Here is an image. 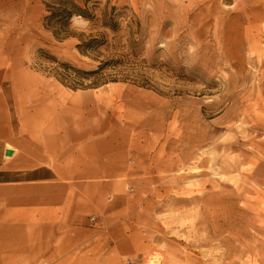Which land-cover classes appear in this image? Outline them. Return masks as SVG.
Instances as JSON below:
<instances>
[{
    "label": "rangeland",
    "instance_id": "374dc122",
    "mask_svg": "<svg viewBox=\"0 0 264 264\" xmlns=\"http://www.w3.org/2000/svg\"><path fill=\"white\" fill-rule=\"evenodd\" d=\"M45 1L0 0L6 147L81 202L38 264H264V0H98L123 16L88 56ZM130 39L141 84L75 89L38 57L91 70Z\"/></svg>",
    "mask_w": 264,
    "mask_h": 264
},
{
    "label": "crops",
    "instance_id": "0c3cea01",
    "mask_svg": "<svg viewBox=\"0 0 264 264\" xmlns=\"http://www.w3.org/2000/svg\"><path fill=\"white\" fill-rule=\"evenodd\" d=\"M4 106L0 94V264H38L53 259L54 237H69L81 202L52 164L4 154Z\"/></svg>",
    "mask_w": 264,
    "mask_h": 264
},
{
    "label": "trees",
    "instance_id": "16d2710c",
    "mask_svg": "<svg viewBox=\"0 0 264 264\" xmlns=\"http://www.w3.org/2000/svg\"><path fill=\"white\" fill-rule=\"evenodd\" d=\"M44 6L46 14L42 18V25L54 40L63 42L75 38L78 41L76 49L85 56L99 54L102 48L116 49L108 40L109 34L115 35L120 30V19L123 15L116 6L107 3L100 8L98 0H46ZM74 17L87 21L92 28L90 30L98 29L97 32H77L72 28ZM128 23L132 27L139 26L137 21L130 20ZM135 45L136 41L130 39L127 47H118L125 49L123 53H113L105 60H99V57L95 56L98 65L91 70L59 62L57 57L44 49L38 50V57L51 65L56 79L75 89L85 86L96 87L108 81L130 80L141 84V81H137L140 76L136 72L137 64L133 61L136 54ZM87 81L89 84L85 85Z\"/></svg>",
    "mask_w": 264,
    "mask_h": 264
},
{
    "label": "water",
    "instance_id": "95a60500",
    "mask_svg": "<svg viewBox=\"0 0 264 264\" xmlns=\"http://www.w3.org/2000/svg\"><path fill=\"white\" fill-rule=\"evenodd\" d=\"M4 154H5L7 157H8V156L11 157V156H13V154H14V150H13V149L6 148Z\"/></svg>",
    "mask_w": 264,
    "mask_h": 264
}]
</instances>
